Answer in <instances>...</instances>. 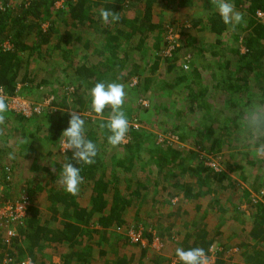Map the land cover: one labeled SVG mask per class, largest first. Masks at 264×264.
Masks as SVG:
<instances>
[{
	"label": "trees",
	"instance_id": "trees-1",
	"mask_svg": "<svg viewBox=\"0 0 264 264\" xmlns=\"http://www.w3.org/2000/svg\"><path fill=\"white\" fill-rule=\"evenodd\" d=\"M9 1L0 10V89L9 96L21 90L30 101L46 93L53 99L29 117L9 109L0 125V161L12 153V162L26 165L38 181L22 187L29 204L18 234L10 240L0 234V263L172 264L166 250L176 256L177 247H200L207 256L215 249L211 264H264V157L256 155L264 139L245 136L242 127L252 108L264 111V0H230L244 13L235 31L211 0H66L59 9L55 0ZM194 2L202 10L181 36L208 24L215 39L182 41L190 54L185 70L177 68L181 48L161 57L169 42L161 44L165 29L154 17ZM101 9L120 19L105 25ZM98 82L123 84L122 110L129 123H139L129 125L127 141L116 147L99 127L111 108L91 109L89 92ZM71 111L97 145L91 165L60 150ZM147 121L170 130L178 143L159 141L143 127ZM207 156L221 169L205 165ZM67 162L81 169L76 195L60 183ZM1 166L7 183L3 174L11 172ZM133 228L143 232L145 246L126 235ZM153 236L165 251L149 255Z\"/></svg>",
	"mask_w": 264,
	"mask_h": 264
},
{
	"label": "clouds",
	"instance_id": "clouds-1",
	"mask_svg": "<svg viewBox=\"0 0 264 264\" xmlns=\"http://www.w3.org/2000/svg\"><path fill=\"white\" fill-rule=\"evenodd\" d=\"M211 2L218 11L223 23L229 25L232 31H235L238 25L245 22L244 13L237 11L235 5L230 0H211ZM99 15L102 23L105 25L115 23L120 19L117 13L106 9H101ZM184 68L187 70L188 65H184ZM89 95L91 97V109L96 114H102L106 107H110L112 110V115L107 123H101L99 125L101 129L107 128L110 133L107 138L108 143L113 147L122 144L129 130V121L125 112L122 110L126 97L124 85L116 82L107 84L105 82H98L90 89ZM6 97V94L0 95V125L5 123V113L9 110ZM29 104L39 103L31 101ZM69 116V126L62 132L63 137L66 139L63 141L61 147L64 151H73V160L80 164L91 165L95 163V157L98 154L97 145L92 140L86 138L85 120L79 113L71 111ZM242 127L245 130V136L255 140L264 139V111H261L258 107L252 108L250 112L246 113V119L242 121ZM256 155L264 157V143H260L259 147L256 148ZM14 158V155L9 153V159ZM80 172L81 169L72 163L67 162L64 164L60 174V183L64 186L67 193L71 195L78 193L79 185L83 182V177ZM131 233L133 231L129 230L128 235L130 236ZM131 242L140 243V241H134L132 239ZM175 255L181 264H209L205 250L200 247L187 250L182 247H177Z\"/></svg>",
	"mask_w": 264,
	"mask_h": 264
},
{
	"label": "rangeland",
	"instance_id": "rangeland-1",
	"mask_svg": "<svg viewBox=\"0 0 264 264\" xmlns=\"http://www.w3.org/2000/svg\"><path fill=\"white\" fill-rule=\"evenodd\" d=\"M65 3H66V0H55V8H57V9L62 8L65 5ZM199 8H200L199 5H197L194 9L185 10V11L183 10V8H181V10L179 8L176 11H173V10H171V8H169L170 10L166 9L163 11V13L162 12L156 13V15L154 17L156 23L162 22L163 23L162 28L165 29V30H163V34L161 36V44L163 41L165 42L168 40V42H169L168 44L165 43L164 47H163V45H161L162 46L161 57L166 56L167 58H170L171 56H175V55L179 54V52L175 51V53H173V50L181 48L180 53H181V55H183V57L181 56L178 58L177 68L180 67L182 69H185L184 65H188V62H186L185 59H189L190 54L187 52V50L182 49V44H183L182 41H184L185 39H187L189 37V33H186V35L181 36V34L183 33L182 28L186 29V28L190 27L192 16L194 14H196V12H197V10H199ZM173 18H177V20L172 21ZM203 37H201V38L199 37L200 42L204 40ZM206 37H207L206 38L207 41H209V42H211L212 40L214 41V39H215L214 35H211L209 37L206 36ZM73 45H74V48H78L80 51H82V43H77L75 41V44H73ZM148 53H150V52H148ZM138 55H139V53H137L135 55L134 59L139 60L140 57ZM74 61L77 62V60H74ZM138 63H140V61ZM158 74H160L161 77L166 75V72L164 71L163 66L158 71ZM130 82H131V84H133L134 80H131ZM37 95H38V93H37ZM44 96L45 97H43V98L41 97L42 99H40L39 102L34 100V102H38L41 105L42 109H45L46 105H48L51 102V100L53 99V94H51V93L50 94L46 93ZM6 98L8 100L7 103L9 105V109H14V110H16V112L22 111L20 109L21 106L17 102L19 100H17V99H23L25 102H31L30 100H28L26 98L24 92L21 90H19L18 94L16 93L14 96L7 95ZM143 100L144 99H141L140 101H143ZM140 105H141V103H140ZM135 124L139 125V123H137V121H135ZM143 125H144L143 127H146L148 130L155 132L159 138V141L167 140V142L178 143V140H176L175 136L172 134V132H170V130L167 132H161L158 129H156L154 126H151L150 122H148V121ZM191 149H193V147H191ZM60 150H61V152L64 151L62 147ZM199 157L200 158L204 157V154L203 153L199 154ZM207 157L208 158L204 161L205 165L212 167L214 170H220L221 169L219 163L217 162V160L215 158H212L209 156H207ZM6 170H8V168H6ZM9 175L12 178L11 173H9ZM27 177L28 176L26 175L25 178H27ZM6 179H8V178H6ZM20 180H22V177H20ZM0 181H2L1 177H0ZM22 182H24V181H22ZM10 185L12 186V187H10V191H11L10 193L15 192V195H16V192L19 191L18 188L21 185L20 181H14V178H12V180L10 179ZM0 189L2 190L1 185H0ZM2 194H3V190L0 193V199L2 197ZM18 196H16V197L22 198V199L23 198L27 199L29 197L26 194H22V195L18 194ZM41 199H42V197H40V200ZM12 228H15V227L13 226ZM133 229H137V230H133V233L137 235L136 239H137V241H140V244H141L140 246L146 245L147 240L143 236V232H141L138 228H133ZM130 236H131V234H130ZM131 239L133 240L132 237H131ZM163 251H165L163 241H160L157 237L153 236L152 241L148 245V254L150 255L151 253L152 254L162 253ZM137 252H138V250L137 251L129 250V253H131L133 255H136ZM165 252L168 253V255L170 256L171 263L177 264L176 263L177 257L173 256L172 254H169V252L167 250ZM214 252H215V249L211 250V255L208 256L209 264L214 262V256L212 255ZM51 260L55 263H60L61 257L59 255L52 254Z\"/></svg>",
	"mask_w": 264,
	"mask_h": 264
},
{
	"label": "built area",
	"instance_id": "built-area-1",
	"mask_svg": "<svg viewBox=\"0 0 264 264\" xmlns=\"http://www.w3.org/2000/svg\"><path fill=\"white\" fill-rule=\"evenodd\" d=\"M6 0H0V10H3L8 3L5 2ZM9 4L11 5V0L9 1ZM259 16L261 14L259 13ZM0 95H5L3 91L0 89ZM19 100V101H17ZM16 101L21 106V110L19 111L21 114L29 117L33 113H40L42 111V107L40 104H29V102H25L23 99H17ZM8 101V100H7ZM141 105L146 107L148 105V102L143 100L140 101ZM132 125L134 127H138L137 124H135V121L129 123V125ZM127 141V134L126 139L123 143ZM28 199H16L13 201H0V228L5 231V234L7 235V239L10 240V238L15 236V230L12 228L14 225L22 223L27 215V206H28ZM136 234L131 233V237L134 241H137ZM1 264V263H0ZM21 264H32L30 261L25 260Z\"/></svg>",
	"mask_w": 264,
	"mask_h": 264
},
{
	"label": "crops",
	"instance_id": "crops-1",
	"mask_svg": "<svg viewBox=\"0 0 264 264\" xmlns=\"http://www.w3.org/2000/svg\"><path fill=\"white\" fill-rule=\"evenodd\" d=\"M198 5V3L197 2H194L193 4H191L188 8H184L183 10L185 11V10H191V9H194L196 6ZM170 8H171V10H173V9H175V5H173V6H170ZM181 10V9H180ZM202 10V8L200 7L199 8V10H197V12H196V14H194V15H200V11ZM206 13H208L207 11H206ZM205 13H202V15H204ZM193 15V16H194ZM200 27H203V30L202 31H199L198 33L196 32V30L195 29H193V30H191L190 32V34H189V36L190 35H192V36H196L197 37V39L199 40V42H200V38L201 37H203V41H201L200 43H206V42H209V41H207V37L206 36H211V35H213L212 33L210 34V26L208 25V24H206V25H201ZM199 27V28H200ZM200 37V38H199ZM212 42V41H211ZM200 43H198V45L200 44ZM9 128H11V127H9ZM9 131H10V129H9ZM0 163L2 164V166H1V168H3V170H5V168H8L9 169V171L11 172V175H12V178H14V181H20V186H19V191L18 192H16V195H15V192L14 193H10L11 191H10V187H12L11 185H10V179L12 180V178L10 177V175H9V172L6 174L5 173V175L3 174V176L4 177H6V178H8V179H6V181H8L7 183L5 182H2V181H0V185H1V187H2V190H3V195L2 196H4V197H2V198H5V196L7 197L8 195V198L10 199V200H6V201H13V200H16V199H19L18 197V194L19 195H22V194H26V189L25 190H23V186H25V185H27V182H29V181H31L30 182V186H31V189L32 188H35V187H37V183H38V181L35 179V178H33L34 177V175L35 174H33L31 171H29V168L26 166V165H20L19 166V164L21 163H16V162H12V159H9V155H7V156H5V155H2V158H1V161H0ZM17 164V165H15V164ZM0 174H1V172H0ZM28 176L27 178H25V176ZM2 177V176H1ZM20 177H22V180H20ZM10 178V179H9ZM31 178V179H30ZM22 181H24V182H22ZM12 183V182H11ZM17 183V182H16ZM6 187V188H5ZM30 189V190H31ZM1 189H0V193H1V191H2ZM5 193L6 194H8V195H5ZM16 196H18V197H16ZM41 197V196H40ZM40 197H38L39 198V201H40ZM43 199V198H42ZM27 216V215H26ZM26 218V217H25ZM18 225L19 224H16V225H14V229H15V234L17 235L18 234ZM0 234H3L4 235V237L6 238V234H5V231L3 230V229H1L0 228ZM126 235H128V231H126Z\"/></svg>",
	"mask_w": 264,
	"mask_h": 264
}]
</instances>
